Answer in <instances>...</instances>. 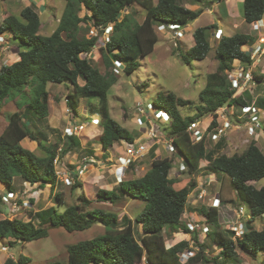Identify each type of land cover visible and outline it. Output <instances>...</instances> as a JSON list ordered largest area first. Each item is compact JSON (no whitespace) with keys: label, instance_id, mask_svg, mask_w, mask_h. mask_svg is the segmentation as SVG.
<instances>
[{"label":"trees","instance_id":"16d2710c","mask_svg":"<svg viewBox=\"0 0 264 264\" xmlns=\"http://www.w3.org/2000/svg\"><path fill=\"white\" fill-rule=\"evenodd\" d=\"M180 0H66L65 10L59 25L50 36L40 34L41 21L32 7H27L17 16L5 14L0 23V36L6 34L19 41L24 51L19 53V60L12 64H4L0 68V103L9 98L14 101L26 96L25 101L17 100L18 112L11 115L7 127L0 135V187L14 193L13 182L16 177L32 186L45 188L47 184L57 185L55 158L60 159L79 149L81 142L77 136H65L66 142L59 147L60 141L51 148L40 144L46 152L40 157L24 148L21 142L29 139L38 143V138L26 123L27 114L32 112L38 120L49 116L48 84L69 83L73 91L67 95V105L73 114H77L79 98H98L100 126L103 132L98 141L105 151H109L115 143L125 141L132 144L136 141L128 129L121 126L109 114L108 92L117 83V77L111 71L102 75L87 56L95 48H99L103 63L108 70L114 62L124 65V72L132 74L140 67L139 59L154 51L158 42L157 27L159 25H177L187 27L197 20L202 10L193 11L182 5ZM203 0H193L202 2ZM209 1V0H208ZM224 4L225 0H210ZM133 6L140 7L145 18L142 23L130 18V13L120 20L122 12ZM81 9L85 10L83 18L79 17ZM244 20L248 25L264 19V0H244ZM81 24H89L90 28L99 29L97 35L87 38L79 37ZM112 27L107 41L100 45V39L108 27ZM217 25L212 24L198 28L194 32L195 44L180 54L182 62L191 65L194 61H202L211 51L210 32ZM255 38L249 34L237 33L223 36L215 48L218 67L215 73L206 76V84L199 94L201 105L194 117H184L182 110L191 104L179 98L175 93L159 94L152 104L160 111L168 113L172 119L169 128H164L176 148V156L187 167L189 175L200 171V163L209 159V169L215 175L227 176L237 191L239 210L243 205L251 211L246 223L245 233L236 238L234 231L222 227L221 218L236 221L230 210L202 207L199 211L205 216V222L213 230L209 233L214 245L221 249L216 257L210 258L206 249L198 243V232H191L182 218L186 211L188 198L197 185L191 181L181 189H176L178 180L173 178L174 161L169 157L157 158L153 146L148 153L151 158L150 169L140 178L127 179L118 184L116 189L97 192L100 201L118 204L125 196L145 203L143 211L135 222L142 226L143 237L138 241L134 234L131 219L124 217L123 226H118V215L101 209L89 210L91 201L85 194L78 197L79 203L59 213L53 208L28 212L29 222L19 219L0 221V242L13 240L15 243H30L48 237L47 225L52 228H63L68 232L85 231L95 222L106 227L105 234L89 241L79 242L68 248L67 264H243L239 253L257 259L264 252V230L258 231L252 224L257 217L264 215V188L257 189L251 183L264 178V154L255 141H252L242 154L228 156L221 153L225 141L221 140L213 150L207 148L206 140L193 144L188 127L193 121L200 120L225 106L242 107L252 103L253 97L247 91L244 96L234 97L236 90L231 89L227 71L232 69L235 60H240L246 67L252 66L251 55L243 51L244 46H252ZM180 47V42L179 46ZM84 82L80 85L79 81ZM256 84L263 83L264 72L254 73ZM27 90V91H26ZM256 105L264 109V93L258 97ZM27 108V114L19 113ZM90 113L92 107L90 106ZM213 121L210 130L216 126ZM264 130V127H263ZM167 132V133H166ZM60 143V144H59ZM60 150V151H59ZM218 153V155H216ZM147 156V155H146ZM145 156V157H146ZM143 160V159H142ZM141 161V160H139ZM139 161L130 165L133 171ZM129 172V171H127ZM130 173V172H129ZM186 172H183V174ZM251 183V185H250ZM82 185L78 181L71 186L72 191ZM222 207L227 206L221 193ZM61 193L55 194V201L62 203ZM236 201V202H237ZM55 202V203H56ZM225 203V204H224ZM235 203V202H233ZM3 204L0 196V210ZM34 221L41 226L36 227ZM164 230L171 234L184 233L190 240L166 248ZM12 246L14 243H10ZM198 251L188 261L181 260L185 251ZM223 259L222 262L219 260ZM30 259L21 255L17 261L7 259L4 264H29ZM49 264H61L51 262Z\"/></svg>","mask_w":264,"mask_h":264},{"label":"rangeland","instance_id":"374dc122","mask_svg":"<svg viewBox=\"0 0 264 264\" xmlns=\"http://www.w3.org/2000/svg\"><path fill=\"white\" fill-rule=\"evenodd\" d=\"M156 1V0H155ZM226 3H211L210 0H203L202 2H193V0H180L179 2L186 8L193 11L202 10V15L195 21L191 22L184 30V39L180 42V47L175 48L173 46V39L169 31L156 30L158 42L155 45L154 51L148 56L139 59L140 67L132 74H126L124 65H119L114 62L111 70L106 68L103 63L102 54L99 48H95L87 58L91 60V63L97 67L102 75L111 71L112 75L117 77V83L108 92V108L110 116L115 119L121 126L128 129L134 136L136 141L146 140V135L149 132L151 126L148 123L146 116H143V127L137 125V105L143 103L145 110L148 103H152L158 98L159 94H167L169 92L175 93L179 98L188 100L191 104L182 110L184 117H194L198 113V106L201 105L199 94L203 90L206 84V76L210 73H215L218 67V61L215 57V48L219 40H215L214 33L220 31L223 36L230 37L237 33L249 34L255 38V43L252 45L256 47L258 44L264 42V35L260 32H253L251 25H248L244 20L243 15V2L244 0H227ZM226 2V0H225ZM27 7H32L40 17L42 36H50L59 25L60 18L66 7V0H0V21L4 19L5 14L19 15L21 11ZM130 13V18L135 22L142 23L145 18L144 11L137 6L128 8L122 12L120 20L124 15ZM85 10L81 9L79 17L83 18ZM215 24L217 28L210 32V46L211 51L206 59L202 61H194L191 65H186L182 62L180 54L186 52L194 44V32L198 28L206 27ZM99 29L90 28V25L81 24L80 38L85 35L90 38L93 35H97ZM110 34V29L107 28L104 35L100 39V45L104 41H107ZM3 37V36H2ZM7 39L6 48L0 53V67L4 64H12L19 57V53L24 51L25 47L21 46V43L12 37ZM264 44V43H263ZM2 47V46H1ZM248 47V46H247ZM244 47L243 50H245ZM250 50V49H249ZM256 59L252 70L254 73L264 72V54L260 56H254ZM80 85H83L82 80L79 81ZM249 91L250 95L256 100L258 96H263L264 93V81L261 84L255 85L251 83ZM50 112L46 119L38 120L32 112L27 114V108H23L19 111L21 115L27 114L28 119L25 118L26 123L31 126L35 135L38 138V143L32 144L29 149V140L22 145L28 150H32L40 157H45L44 152L39 143L45 145L48 149L57 142L60 141L59 147H63L62 142H66L65 129L71 122H75L77 125H84L85 130L77 137L81 142L79 149L73 150L67 154L62 161L61 167L66 171H77L79 165L86 157L93 158L97 161V164L91 166L85 175L81 176L79 183L81 187L72 191L71 186L65 185V183L58 181L55 187L51 184H47L45 188H41L38 185L31 186L28 183H24L21 178L16 177L14 179V192L15 196L10 203H4L0 210V221L4 219H19L24 222H29L30 218L27 215L30 210L39 211L53 208L59 213H63L67 208L75 206L79 203L78 197L85 194L86 198L91 201L89 210L101 209L106 212H112L118 215V226H123V218L127 217L131 219L133 223V229L135 237L138 241L144 235L142 226L135 222L136 217L143 211L145 203L139 200H135L130 196H125L118 204H111L109 202L100 201L97 197V192L100 189L112 190L118 187V183L115 179V165L117 164V158L125 152L127 143L121 141L115 143L109 151H105L102 145L98 141V135L101 134V127L94 125L89 120V115H94L101 120L99 114V99L98 98H79V104L77 108V114H73L67 105V95L73 91L72 86L69 83L63 84H48ZM27 91V90H26ZM25 95L18 97L19 100L25 101ZM15 101L9 98L5 102L0 103V135L7 127L11 115L18 112V108ZM90 106L92 107L93 114L90 113ZM260 110H264L260 108ZM239 113V111H238ZM146 114L149 112L146 111ZM233 114H230L232 116ZM93 116V117H94ZM211 115L200 118L205 125L212 120ZM245 120H239V123L234 125L235 127L229 131L226 137H224L225 147L221 153L228 156L235 154H242L252 141H255L259 149L264 154V130L263 128L257 132V136H248L247 127L243 125ZM222 122V118H220ZM156 129L160 131V135L157 138L158 155L160 158L169 157L174 161V173L173 178L176 175H183V177L176 183L175 188L181 189L188 185L191 181H196L197 185L193 192L189 196V202L192 205H197L200 210L202 207H209L210 199L215 195L221 193L227 200V206L221 209H229L231 213L239 211L238 195L237 191L232 186L231 179L227 176L213 175L209 169V159H206L200 163V171L195 175H189L187 173H181L178 168V164L181 160L176 154H171L166 146L168 136L165 135L164 128H169L170 125H163V122L154 121ZM241 128H240V127ZM167 133V132H166ZM257 139V141H256ZM207 141V148L213 150L215 143ZM115 149V150H114ZM218 155V153L216 154ZM151 158L147 156L138 162L137 167L131 171L128 170L125 179H134L142 177L150 169ZM202 165V166H201ZM117 166V165H116ZM202 177L201 187L198 189L200 183L199 179ZM257 189L264 188V178L259 181L251 182ZM250 183V185H251ZM206 185V188H204ZM198 189V190H197ZM8 189H0V196L7 193ZM61 193L63 196V202L57 203L55 200V194ZM199 194H203V199H199ZM221 196V195H220ZM237 201V202H236ZM56 202V203H55ZM235 202V203H233ZM225 204V203H224ZM244 216L240 219V222L246 228V223L251 216L250 209L243 205ZM197 209V210H198ZM196 223L199 225L198 229V243H200L207 251V255L210 258L216 257L221 252V249L213 244L210 234L202 233L201 227L207 226L205 222V216L199 211L196 215L192 216L189 211L185 213L182 218L181 224ZM36 227L41 225L34 221ZM221 225L223 229L226 228L224 219L221 218ZM253 228L261 231L264 230V215L257 217L252 224ZM210 231L213 230L210 226ZM49 235L46 238L36 240L30 243H15L12 239L0 242V264H4L7 259H13L15 261L23 255L30 259L29 264H49L51 262H59L61 264H67L68 262V248L74 244L83 241L92 240L98 236L105 234L106 227L100 223L95 224L88 230L68 232L63 228H52L47 225ZM162 235L165 238L166 248H170L181 241L190 240V236L184 233L171 234L169 231L164 230ZM10 243H14L10 246ZM9 247L8 252H2V246ZM194 253H196L197 246H194ZM186 256V255H184ZM183 257V256H182ZM239 259L243 264H264L263 255H259L257 259H253L245 254L239 253ZM181 260L184 261L183 258ZM223 259L219 260L222 262ZM142 264H147L144 261Z\"/></svg>","mask_w":264,"mask_h":264},{"label":"built area","instance_id":"2783aa9c","mask_svg":"<svg viewBox=\"0 0 264 264\" xmlns=\"http://www.w3.org/2000/svg\"><path fill=\"white\" fill-rule=\"evenodd\" d=\"M108 28L110 29L111 32L112 27L110 26ZM185 28L186 27H181L177 25H163V24L157 27L159 31L167 30L171 33V37L173 39L172 41L173 46L176 49L179 46V42L183 41L184 39ZM251 29L253 30V32H258V33L260 32L261 34L264 35V19L252 23ZM213 36L215 39L220 40L222 38V33L220 31H217L214 33ZM263 43L264 42H262V44H258L256 47L244 46L246 48L243 51L251 55V58L253 59L254 63L256 62V59L253 58L254 56L258 55L261 57V55L264 54ZM3 45L7 46V41L2 36H0V47ZM254 63L252 66L246 67L240 60H235L232 65V69L227 71V76L231 84V89L236 90L234 97L244 96L245 92H247L248 89L250 92L252 91L250 90L249 85L251 83L255 84L254 71L252 70V68L255 65ZM119 65L121 64L118 63V66ZM255 102L256 100L253 101L248 106H242V107L225 106L223 108H220L216 111L214 115L210 116L212 117V120L206 125L200 120L193 121L188 127V133L191 137L192 143L197 144V143H201L204 140H206L207 142L208 139H211L210 141L217 144L221 140H224V137H226L227 134H229V131L232 130V128L235 127L234 125H236V123H239V120L241 119L245 120L243 125L247 127L248 136L256 137L257 132L264 127V110H260V108L257 107ZM136 110L138 115L137 125L143 127L144 125L143 116H146L151 128L149 129V132L146 135L147 136L146 140L135 141L132 144L127 143L125 152L117 158V164H116L117 166L115 165V179L118 184L124 181L125 173L130 169V165L132 163L144 159L153 146L160 144V142L157 141V138L160 135V131L156 129L155 125L153 124V120L158 122L162 121L163 125H171V121H172L168 113H166L165 111L157 110L152 103H148L146 105V110L143 103H138ZM146 111L149 112V114H146ZM230 114L233 115L230 116ZM93 116L94 115H89V120H91L92 124L98 126L100 124V121L99 119H97V117L95 116L93 117ZM220 118H222V122H220ZM213 121H215L217 124L212 130H210V126ZM84 130H85L84 125H77L75 122H71L69 126L65 129V136H78ZM168 141L169 142L166 145L168 147V151L171 154H175L176 148L169 136H168ZM61 164L62 161L58 155L54 160L57 180L65 183V185L73 186L78 180H80L81 176L85 175V173L88 172V169L91 166L97 164V161H95L93 158L86 157L79 165L78 167L79 169L74 172L64 170L65 168H62ZM178 168L181 173L185 172V170L187 169L186 165L183 162H180L178 164ZM204 188H206V185H204ZM14 196H15V192L12 193L8 191L7 193H4L1 196L3 200V204L10 203V201H12ZM198 196L200 200L203 199V194H199ZM221 205H222L221 196L219 194L213 196L210 199L209 207L219 209ZM234 216L236 217L237 220L233 222L229 220L226 221L225 222L226 228L227 230L234 231L236 238H241L246 231L244 225H242L240 222V219H242L244 216V209L241 208L238 212L235 211ZM187 227L191 232H195V231L198 232V229L200 228L199 225L193 222L187 223ZM201 231L204 234L208 233L209 232L208 225L201 227ZM8 250L9 247L4 245L2 246L1 249L2 252H8ZM194 251H185L180 256L181 258L184 259V261H188L191 257H193Z\"/></svg>","mask_w":264,"mask_h":264},{"label":"crops","instance_id":"0c3cea01","mask_svg":"<svg viewBox=\"0 0 264 264\" xmlns=\"http://www.w3.org/2000/svg\"><path fill=\"white\" fill-rule=\"evenodd\" d=\"M227 0H226V4H227ZM3 20H1L0 21V23L2 22ZM5 36H7V37H9L10 38V35H8V34H6V35H4L3 36V38L5 39ZM5 40H7V39H5ZM6 48V46L5 45H3L2 46V48L0 47V53L4 50ZM17 60H19V57L15 60V61H17ZM1 68V67H0ZM261 84V83H260ZM255 85H257L256 83H255ZM252 96V95H251ZM253 97V96H252ZM258 97H260V95L258 96ZM253 99V101H255V99L254 98H252ZM257 100V99H256ZM252 101V102H253ZM49 108H50V101H49ZM50 110V109H49ZM50 112V111H49ZM98 126H100V124L98 125ZM101 127V126H100ZM101 134H102V132H103V128L101 127ZM101 134H99L98 136H100ZM27 140H29V139H24L22 142H21V144L22 145H24L25 144V142L27 141ZM256 141H257V139H256ZM35 142H32V141H30L29 140V149H31L30 147L32 146V144H34ZM40 145V144H39ZM114 145H116V144H114ZM114 145H113V147H114ZM157 147H158V145H156ZM115 150V149H114ZM32 151V150H31ZM155 154H156V157L157 158H160L159 157V155H158V148L156 149V151H155ZM120 156V155H119ZM209 163V162H208ZM202 166V165H201ZM126 174H127V172L125 173V176H126ZM175 174V173H174ZM214 175V174H213ZM175 178L174 179H176V180H178V182H179V180L183 177V175H175L174 176ZM199 179H201V180H199V183H200V185H199V187H198V189L201 187V184H203L202 183V177H200ZM14 183V182H13ZM118 185V184H117ZM32 186V185H31ZM35 186V185H34ZM14 187V186H13ZM0 189H5V188H3V187H0ZM15 189V188H14ZM225 198V197H224ZM229 200H227V198H225V202H228ZM198 205V204H197ZM197 205H192L190 202H189V199H188V204H187V206H186V211H185V213L186 212H188L189 211V213L192 215V216H194V215H196V213L198 212L197 211V209H198V207H197ZM199 210V209H198ZM185 215V214H184ZM184 217V216H183ZM260 255H263V257H264V252H261L260 253Z\"/></svg>","mask_w":264,"mask_h":264},{"label":"clouds","instance_id":"9594fccd","mask_svg":"<svg viewBox=\"0 0 264 264\" xmlns=\"http://www.w3.org/2000/svg\"><path fill=\"white\" fill-rule=\"evenodd\" d=\"M222 37H223V34H222ZM215 40H217V39H215Z\"/></svg>","mask_w":264,"mask_h":264}]
</instances>
